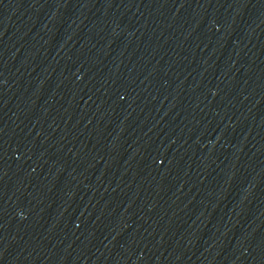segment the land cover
Listing matches in <instances>:
<instances>
[{
	"label": "water",
	"instance_id": "obj_1",
	"mask_svg": "<svg viewBox=\"0 0 264 264\" xmlns=\"http://www.w3.org/2000/svg\"><path fill=\"white\" fill-rule=\"evenodd\" d=\"M0 264H264V0H0Z\"/></svg>",
	"mask_w": 264,
	"mask_h": 264
}]
</instances>
